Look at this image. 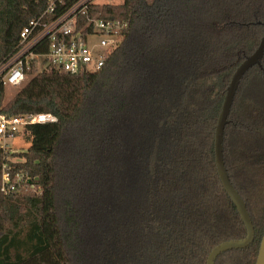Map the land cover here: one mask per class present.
Segmentation results:
<instances>
[{"label": "trees", "instance_id": "obj_1", "mask_svg": "<svg viewBox=\"0 0 264 264\" xmlns=\"http://www.w3.org/2000/svg\"><path fill=\"white\" fill-rule=\"evenodd\" d=\"M78 0H62L58 13ZM94 5L126 23L96 73L37 71L7 118L26 126L15 157L0 149V264H206L247 231L215 162L227 87L264 36V0H120ZM47 0H0V68ZM243 77L225 129L230 179L246 202L254 242L215 264H255L264 235V58ZM18 133V134H20ZM19 158L18 161H13ZM22 180L2 191V170Z\"/></svg>", "mask_w": 264, "mask_h": 264}, {"label": "built area", "instance_id": "obj_2", "mask_svg": "<svg viewBox=\"0 0 264 264\" xmlns=\"http://www.w3.org/2000/svg\"><path fill=\"white\" fill-rule=\"evenodd\" d=\"M62 0H47L43 15L32 20L22 30L20 42L12 58L0 68V81L4 86L22 87L32 76V64L37 71L54 69L72 75L100 71L107 57L118 47L126 23L106 20L101 12L92 15L94 5L100 0H78L58 13ZM57 117L51 113L26 114L7 118L0 113V149L9 151L8 141L19 135L26 126L52 124ZM11 167L2 170V191L12 192L21 180L11 177Z\"/></svg>", "mask_w": 264, "mask_h": 264}, {"label": "water", "instance_id": "obj_3", "mask_svg": "<svg viewBox=\"0 0 264 264\" xmlns=\"http://www.w3.org/2000/svg\"><path fill=\"white\" fill-rule=\"evenodd\" d=\"M263 58L264 36L262 37L261 42L255 52L250 56L246 57V59L240 64V66L236 69L235 73L233 74L231 81L227 87L226 96L218 118L215 133V162L217 166V171L225 191L227 192V194L229 195L238 210V213L245 225L247 234L246 237L243 239L225 241L214 247L208 255L206 264H215L220 255L231 250L246 249L254 242L255 239V229L246 202L234 187L226 168L224 158V138L225 129L227 124L229 123V116L240 83L246 73L253 67L257 66L261 69L263 68ZM255 264H264V235L261 241L260 249Z\"/></svg>", "mask_w": 264, "mask_h": 264}, {"label": "rangeland", "instance_id": "obj_4", "mask_svg": "<svg viewBox=\"0 0 264 264\" xmlns=\"http://www.w3.org/2000/svg\"><path fill=\"white\" fill-rule=\"evenodd\" d=\"M100 2H108V3H120V0H100ZM19 90V88L6 86L5 90V96L6 100H10L13 98V96L16 94V92ZM9 146V152L10 154H13L15 157H18V155L22 152H25L28 147L30 146V143L23 137V134H19L13 139L8 141ZM19 158H14L13 161H18Z\"/></svg>", "mask_w": 264, "mask_h": 264}]
</instances>
